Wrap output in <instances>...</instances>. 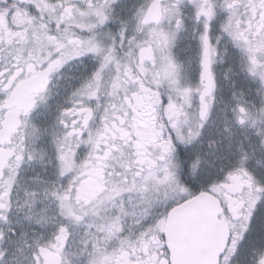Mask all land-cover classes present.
Wrapping results in <instances>:
<instances>
[{"label": "snow or ice", "instance_id": "obj_1", "mask_svg": "<svg viewBox=\"0 0 264 264\" xmlns=\"http://www.w3.org/2000/svg\"><path fill=\"white\" fill-rule=\"evenodd\" d=\"M0 264H264V0H0Z\"/></svg>", "mask_w": 264, "mask_h": 264}]
</instances>
